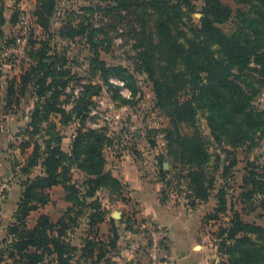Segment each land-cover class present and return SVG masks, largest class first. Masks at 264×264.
I'll list each match as a JSON object with an SVG mask.
<instances>
[{
	"label": "trees",
	"instance_id": "trees-1",
	"mask_svg": "<svg viewBox=\"0 0 264 264\" xmlns=\"http://www.w3.org/2000/svg\"><path fill=\"white\" fill-rule=\"evenodd\" d=\"M21 1L16 0L17 3ZM114 1L126 9L133 47L138 50V64L153 83L157 106L169 117L170 124L166 129L167 155L174 160L172 167L178 170L179 177L185 179L188 191L191 192L188 195L189 204L194 207L195 201L208 199L210 191L215 187L217 172L221 170L225 177L230 166L235 164V156L231 157L229 163L226 158L222 162V156L210 153V148L216 145L232 153V150L256 139L257 133L260 136L264 134V108L256 109L252 106L256 93L254 84L264 82L263 30L256 27L264 28V0H250L256 18L247 19L246 25L238 27L231 37L218 26L231 16V9L221 0H203L200 24L189 30L183 29L178 19L179 16L181 19L185 17L186 11L182 8L184 4L189 6V0ZM54 7V0H37L34 12L36 24L47 31L50 29ZM6 21L1 3L0 38L5 37L3 26ZM10 22H15L13 15ZM67 28V31L61 29V36H75L73 28ZM95 32L93 30L89 37L94 47L98 45L94 41ZM33 36L27 53L30 65L20 76L8 81L4 100L12 105L17 92L22 95L28 85L37 86L38 101L30 122L23 129L27 138H24L21 146H30L29 138L40 133L44 122L48 123L46 129L49 138L45 140V147H41L38 139L34 141L33 150L22 166L21 170L30 174L32 168L41 165L42 173L21 181L23 191L17 204L16 221L8 227L6 236L0 239V263L110 262L112 256L109 254L117 247L119 228L112 218V229L107 240L100 237V224L105 221L107 212L96 193L100 188L119 193L123 185L106 169V135L98 129L83 131L80 127L71 150L66 152L60 144L62 135L56 131L55 123L51 122L52 114H59L61 122L65 124L73 114L76 117L83 116L89 109V97L100 92L102 84H87V93L68 112L60 101L62 89L68 83L63 75L58 77L63 72L54 67L56 57L48 55L49 41L34 40ZM5 41L2 47L12 43L13 39L6 38ZM95 62L104 83L109 82L110 76L129 80L127 82L131 81L129 87L135 96L136 84L126 69L107 66L98 56ZM243 82L246 84L242 85ZM119 97L129 100L122 95ZM200 112L206 118L208 135L199 124ZM162 162L163 156L159 159V163ZM73 169L85 175L82 185L72 181ZM160 174L163 179L168 175L163 166ZM262 180L246 178L244 194L248 198L257 192L264 194V178ZM57 185H63L67 192L66 199L70 205L66 213L57 222L42 214L37 224L30 227L27 223L30 213L50 202V190ZM162 192V200H166L165 189ZM223 192L221 189L218 194L217 213L226 209ZM259 204L264 209V198L259 200ZM215 216L210 215L207 219ZM84 217L87 220L86 235L83 237V245L77 248L71 246L69 231ZM130 220L127 218L119 221L128 223ZM260 230L259 226L244 222L239 216L232 220L231 226L220 227L221 248L229 247L230 264H242L245 260H250L248 264H264V237H252L260 233ZM77 249L80 255L72 258V250Z\"/></svg>",
	"mask_w": 264,
	"mask_h": 264
},
{
	"label": "rangeland",
	"instance_id": "rangeland-1",
	"mask_svg": "<svg viewBox=\"0 0 264 264\" xmlns=\"http://www.w3.org/2000/svg\"><path fill=\"white\" fill-rule=\"evenodd\" d=\"M54 1L55 7L50 19L49 31L35 24L33 38L49 41L48 55L56 57L54 67L63 72L58 77L63 75L68 83L62 89L60 96L63 107L70 112L77 101L87 93L85 87L87 84L100 83L102 89L89 97V109L83 116L76 117L73 114L71 120L65 124L61 122L59 114H52L51 122L55 123L56 131L62 135L60 144L66 152L71 150L80 127L83 131L87 129L102 131L106 135V169L111 171L112 175L123 185L119 193H112L107 188H100L96 193V197L107 212L105 221L100 224V228L102 227L104 231V234L100 232V237L107 240L106 236L112 229V218L116 220L120 235L117 247L109 254L112 256L110 262L103 260L98 264H129V262L135 264L134 261L138 259V256L135 255L133 260H129L130 250L134 249V246L130 245L136 241L134 237H139L140 234H144L146 238L142 257L147 260L148 264H151L150 245L153 234L160 235L164 252L168 248L167 229L153 221L148 222L151 216L144 212L137 214L140 211H136L135 206H132L138 200L130 195V191L135 190V186L128 180L125 181L124 175L126 174L135 177L139 182L146 180L157 186L161 202H171L174 206L187 208L195 214V218L199 219L198 239H205L209 243L214 257L212 264H230L229 247L221 248L222 238L219 235L221 226H231L232 220L239 216L242 221L260 227V233L253 234V239L264 237V209L259 204L264 194L257 192L251 198L244 194L246 178L250 180L253 177L263 181L264 134L260 136V133H257L256 139L232 150V153L213 145L210 153L214 155L219 153L223 158L222 162L226 158L227 163L231 157L235 156V164L230 166L225 177L222 176L221 170L217 172L215 187L210 191L207 200H197L194 207L190 206L188 195L191 192L188 191L185 179L179 177L178 170L172 167L174 160L167 155L166 129L170 124L169 117L163 109L157 106L153 83L138 64V50L133 47L134 41L130 35L131 24L126 9L114 0ZM189 2V6L184 4L182 8L186 11L185 17L182 19L178 17L181 27L185 30L199 25L203 17V0H189ZM221 2L231 9V16L218 26L229 37L237 32L238 27L246 25L247 19L256 18L252 12L250 0H221ZM1 3L4 14L9 15L10 18L11 15L14 16L15 22L11 24L13 27L19 18L20 5L24 6L32 16L37 6V0H22L20 3L16 0H0ZM69 26L73 28L75 36L71 38L61 36V29L64 28L67 31ZM256 27L263 30L262 37L264 38V28ZM8 30V38H12L15 30L11 28ZM83 30L85 33L81 34L80 31ZM93 30L96 31L95 44H98L95 47L89 40ZM5 42L4 38H0L1 47ZM96 56L105 61L107 66L123 67L128 75L133 76L137 90L135 96L130 90L131 81L127 82L129 80L110 76L108 83L103 82L98 64L95 62ZM30 62V58H27L20 63H5L0 71V239L6 236L8 227L16 221L17 204L23 191L21 181L26 177L34 178L42 173L41 165L32 168L30 174H25L21 170L29 153L33 150L34 141L38 139L41 147H45V140L49 138L46 129L48 123L44 122L40 133L29 138L30 146L27 148L21 146L24 138H27L23 129L30 122L32 111L38 101L37 86L28 85L26 92L22 95L17 92L12 105H8L2 97L8 81L15 76H20L29 67ZM254 88L256 93L253 96L252 106L256 109H263L264 82L255 83ZM119 95L129 100L125 101ZM199 124L208 135L209 128L202 112L199 114ZM214 155L211 156L212 159ZM161 156H163L162 164L159 163ZM161 166L168 173L165 179L160 174ZM72 173V181L82 185L86 179L85 175L77 169H73ZM168 182L170 183L167 184ZM163 189L167 194L166 200H162ZM221 189L224 191L226 209L217 213L218 194ZM50 195V202L30 213L27 218L30 227L37 224L42 214L48 215L53 222H57L66 213L70 202L66 199L65 187L63 185L54 186L50 190ZM147 212L149 213L148 209ZM210 215L216 216L207 219ZM127 218L131 219L128 223L119 221ZM86 221L84 217L72 231H69L71 246L78 248L83 245V237L86 235L85 229L87 228ZM137 252L139 250H136L134 254H138ZM72 253L74 255L72 258H76L81 252L77 249L72 250ZM249 261L245 260L242 264H248ZM81 264L93 263L88 260Z\"/></svg>",
	"mask_w": 264,
	"mask_h": 264
},
{
	"label": "crops",
	"instance_id": "crops-1",
	"mask_svg": "<svg viewBox=\"0 0 264 264\" xmlns=\"http://www.w3.org/2000/svg\"><path fill=\"white\" fill-rule=\"evenodd\" d=\"M5 17L7 21L3 26L5 33L4 40L8 38V29H13L10 16L5 14ZM1 68L2 66L0 70ZM5 94L6 90L2 93L3 99ZM124 179L135 186V190H131L130 195L133 199L138 200L132 205L133 207L135 206L136 211H140V213L137 214H142V212L149 214L151 217L148 222L153 221L162 225L168 231L167 257L163 259L162 264H212L214 257L212 250L209 248V243L205 239H198L199 219L195 218V214L191 213L187 208H181L180 206L176 207L171 202H161L159 199L158 187L152 185L149 181L142 180V182H139L135 177L129 176V174L124 175ZM100 230L101 234H104L102 227ZM128 235L132 234L128 233ZM134 239H136V241H133V245H130L134 246V249L130 250L131 254L129 260H133V256L137 255L138 259L134 261L135 264H148L147 260L142 257L146 244L144 234H140L139 237L135 236ZM141 245L142 247L140 248ZM136 250H139V252H137L138 254H134ZM129 264L132 263L129 262Z\"/></svg>",
	"mask_w": 264,
	"mask_h": 264
},
{
	"label": "built area",
	"instance_id": "built-area-1",
	"mask_svg": "<svg viewBox=\"0 0 264 264\" xmlns=\"http://www.w3.org/2000/svg\"><path fill=\"white\" fill-rule=\"evenodd\" d=\"M36 19L29 13L26 8L20 5V14L17 23L13 27L15 33L12 37L13 41L9 45H5L0 49V64L12 62H22L27 59L30 39L34 34ZM37 25V24H36ZM150 245V263L162 264L163 259L167 257L160 242V235H152Z\"/></svg>",
	"mask_w": 264,
	"mask_h": 264
},
{
	"label": "water",
	"instance_id": "water-1",
	"mask_svg": "<svg viewBox=\"0 0 264 264\" xmlns=\"http://www.w3.org/2000/svg\"><path fill=\"white\" fill-rule=\"evenodd\" d=\"M0 67H1V64H0Z\"/></svg>",
	"mask_w": 264,
	"mask_h": 264
}]
</instances>
